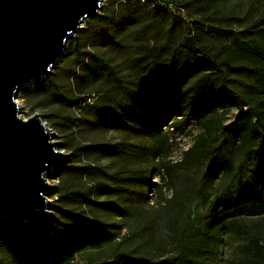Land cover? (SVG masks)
<instances>
[{"label": "rangeland", "instance_id": "374dc122", "mask_svg": "<svg viewBox=\"0 0 264 264\" xmlns=\"http://www.w3.org/2000/svg\"><path fill=\"white\" fill-rule=\"evenodd\" d=\"M250 5L246 0L241 4L238 0H151L147 4L104 0L100 13L68 42L53 72L39 85L31 84L40 87V93L20 90L15 99L19 116L28 119L38 114L63 154L59 175L48 178L54 186L50 204L58 205V197L67 192H85L95 203L84 205L69 198L64 205L114 234L101 247L82 250L70 264H97L120 252L153 261L173 256L171 224L175 220L181 224L188 220L194 232L211 236L208 264H264V257L261 261L246 257L252 237L264 238V156L256 154L252 163L229 176L220 175L205 201L191 195L202 171L200 162L171 177L159 170L162 162L175 164L182 159L194 136L203 132L199 122L213 119L227 125L236 110L216 106L191 115L177 99L188 81L179 80L155 96L148 72L137 71L135 63L141 43H161L171 35L177 45L198 32L199 21L206 26L199 32L201 45L221 47L231 41L225 31L243 32L251 18L259 16L256 10L244 16ZM252 30H247V37L253 36ZM103 64L112 68L113 78ZM226 80L244 99L252 95V78L246 72H229ZM78 81L83 95L94 93L97 110L73 102ZM105 107L109 113L102 118L97 112ZM162 110L167 120L161 125L158 113ZM217 127L214 133L221 132ZM232 144L230 139L228 152L236 168L245 155L235 152ZM70 164L95 170L73 175L65 167ZM94 180H103L107 189L91 195ZM232 221H238L240 228Z\"/></svg>", "mask_w": 264, "mask_h": 264}, {"label": "trees", "instance_id": "16d2710c", "mask_svg": "<svg viewBox=\"0 0 264 264\" xmlns=\"http://www.w3.org/2000/svg\"><path fill=\"white\" fill-rule=\"evenodd\" d=\"M149 1L151 0H143V4ZM246 1L251 5L244 16L252 10L260 12L258 17L250 20L248 29H253L252 37L246 36L248 29L233 33L228 30L225 33L231 41L219 48H205L200 43L199 32H203L206 26L204 21H199V30L193 35L195 45L200 50L199 54L184 48L183 42L174 44L171 35L161 43L150 45L148 41L146 45L141 43L138 47L139 53L135 61L137 71L148 72L149 84L155 96L162 94L171 85L188 81V87L177 99L188 107L191 115L212 110L216 106H228L236 110L234 120L227 125L219 124L213 119L199 122L203 132L194 136L192 145L182 153V159L175 164H159L163 175L171 177L177 170L200 162L202 171L191 192V195L200 201L206 200L220 175L229 176L235 169L240 170L248 161L252 163L251 157L256 154L264 156V0ZM242 2L243 0H238L239 4ZM77 42L79 43V40L76 39V45ZM103 65V70L113 78L112 68ZM229 72H246L251 76L252 95L249 99H244L240 93L228 86L226 74ZM81 85L79 81L76 83L77 94L73 102L97 110L94 100L86 101ZM52 86L53 90L57 91V86ZM27 89L35 93H40L41 90L34 85L27 86L24 91ZM26 96L22 93L21 97L27 98ZM99 109L101 112H97V115L105 118L109 113L108 107ZM164 112L165 110H162L158 113L161 125L167 120ZM217 125L221 128L220 133L213 132L218 128ZM230 139L233 142V150L245 155L242 163L236 168L235 160L228 152ZM65 167L71 174L79 176L88 175L95 170L90 165L70 164ZM59 169L61 168L57 167L52 173L55 178L59 175ZM105 189L107 186L103 180H94L91 195ZM55 193L56 191L53 194ZM86 195L85 192L77 191L60 195L59 200H56L59 204L51 205L50 216L45 220H35L23 225H16L7 219L0 220V264H70L73 257L82 250L88 247L99 248L112 241V232L98 227L93 220L81 217L73 208L64 205L69 198L79 199L84 205L95 203L91 196ZM238 223L232 221L233 226L240 228ZM171 225L175 246L173 256L153 261L139 255L120 252L97 264H208L211 236L208 233L194 232L188 220L182 224L175 220ZM250 241L246 257L252 256L261 261L264 257V238L254 235Z\"/></svg>", "mask_w": 264, "mask_h": 264}, {"label": "water", "instance_id": "95a60500", "mask_svg": "<svg viewBox=\"0 0 264 264\" xmlns=\"http://www.w3.org/2000/svg\"><path fill=\"white\" fill-rule=\"evenodd\" d=\"M103 1L0 0V218L11 223L49 218L54 186L48 178L63 160L41 117L19 116L16 96L53 72ZM183 47L200 53L192 35L184 37Z\"/></svg>", "mask_w": 264, "mask_h": 264}, {"label": "built area", "instance_id": "2783aa9c", "mask_svg": "<svg viewBox=\"0 0 264 264\" xmlns=\"http://www.w3.org/2000/svg\"><path fill=\"white\" fill-rule=\"evenodd\" d=\"M85 99H86L87 102H92L93 99H94V95H86Z\"/></svg>", "mask_w": 264, "mask_h": 264}]
</instances>
